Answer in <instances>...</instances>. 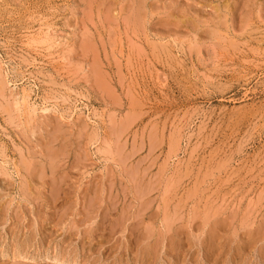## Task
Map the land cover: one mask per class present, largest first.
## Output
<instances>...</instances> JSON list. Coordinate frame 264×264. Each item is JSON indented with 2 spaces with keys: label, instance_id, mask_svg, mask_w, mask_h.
<instances>
[{
  "label": "rangeland",
  "instance_id": "374dc122",
  "mask_svg": "<svg viewBox=\"0 0 264 264\" xmlns=\"http://www.w3.org/2000/svg\"><path fill=\"white\" fill-rule=\"evenodd\" d=\"M0 264H264V0H0Z\"/></svg>",
  "mask_w": 264,
  "mask_h": 264
},
{
  "label": "bare ground",
  "instance_id": "6f19581e",
  "mask_svg": "<svg viewBox=\"0 0 264 264\" xmlns=\"http://www.w3.org/2000/svg\"><path fill=\"white\" fill-rule=\"evenodd\" d=\"M38 31H39V30H38ZM41 31H42V30H41ZM32 32H33V31H32ZM36 32H37V31H36ZM47 32H48V31H47ZM28 34H29V33H28ZM31 35H32V34H31ZM33 36H34V35H33ZM37 36H38V35H37ZM37 36H36V37H37ZM40 38H41V37H40ZM54 39H55V37H54ZM36 40H37V39H36ZM43 40H44V38H43ZM31 41H32V40H31ZM29 42H30V41H29ZM27 43H28V41H27ZM37 43H38V42H37ZM40 43H41V42H40ZM56 43H57V42H56ZM31 44H32V43H31ZM27 45H28V44H27ZM33 45H34V44H33ZM30 46H31V45H30ZM24 78H25V77H24ZM28 82H29V79H28ZM28 82H27V83H28ZM30 86H32V85H30ZM17 87H18V86H17ZM32 87H33V86H32ZM25 88H26V87H25ZM23 89H24V88H23ZM28 89H29V88H28ZM28 89H27V90H28ZM17 90H18V89H17ZM32 91H33V90H32ZM31 94H32V93H31ZM14 96H15V95H14ZM18 96H20V94H19ZM29 97H30L29 94H27V92L25 93V90H24V91H23V94H22V96H21V101H22V102H21V105L24 104V108H25V107H28V108L30 107V108H32L31 111L33 110V112H35V108L33 107L34 104H32V103L30 102ZM30 98H31V97H30ZM16 100H17V98H16ZM18 101H19V99H18ZM32 102H33V101H32ZM16 103L20 105V102H19V103L16 102ZM19 105H18V106H19ZM35 105H36V103H35ZM20 108H21V107H20ZM28 108H27V109H28ZM30 108H29V109H30ZM46 108H47V107H46ZM21 110H22V109H21ZM36 110H37V109H36ZM44 111H45V110H44ZM30 114H31V113H30ZM58 154H59V153H58ZM53 167H54V166H53ZM55 183H56V182H55ZM59 183H60V182H59Z\"/></svg>",
  "mask_w": 264,
  "mask_h": 264
}]
</instances>
